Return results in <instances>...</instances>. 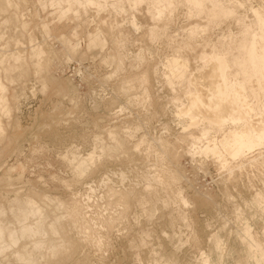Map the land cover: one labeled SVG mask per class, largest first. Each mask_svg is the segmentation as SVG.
<instances>
[{"label": "rangeland", "instance_id": "374dc122", "mask_svg": "<svg viewBox=\"0 0 264 264\" xmlns=\"http://www.w3.org/2000/svg\"><path fill=\"white\" fill-rule=\"evenodd\" d=\"M215 57L264 113V0H0V225L26 192L62 205L38 203L62 218L44 252L22 238L0 264H264V142L205 154L241 124L178 116Z\"/></svg>", "mask_w": 264, "mask_h": 264}, {"label": "bare ground", "instance_id": "6f19581e", "mask_svg": "<svg viewBox=\"0 0 264 264\" xmlns=\"http://www.w3.org/2000/svg\"><path fill=\"white\" fill-rule=\"evenodd\" d=\"M135 3L137 4L138 2L136 1ZM121 57L119 54H117V56L115 58L116 59L115 62L118 64V67L122 64ZM262 60L263 59H261V61ZM261 67L262 68L259 69L258 72L256 71V73L260 74L261 82H262L264 80V66L261 65ZM228 69H229L228 64L223 57H215V58H212L210 60L209 66L206 70L203 69L200 72H195L194 74H192L191 75V82H192L191 85H193L195 87V91L192 92L187 97V103L184 107L181 108L180 114L178 116L182 121L185 118L187 120L186 122H188L189 126H199L202 123H209V124H213V125H216L219 127H222V126L227 125V124H232L234 126L241 124V127H239V128L230 129L219 143H214L213 147H211V145L209 144L202 151V153H205V154L206 153H218L220 151L219 149H222L223 151L228 153L231 156V158H237V157H240L241 155H243L246 151H251L255 146H257V147L261 146L262 142H264V113L257 112L255 110L253 103H251L248 100V96H247L248 92L246 93L245 86L242 83L232 84L228 81V78H227ZM167 70L170 73V77L176 81L183 79L186 75V72H187L185 64L183 62L177 60V59H173L171 62L168 63ZM108 77H106V78H108ZM139 80L142 84V82L143 83L146 82V77L141 76ZM250 84L251 83H249V85ZM252 86H254V85H252ZM128 87L131 89V87H132L131 84L128 83L126 85H123V88H126L127 90H128ZM126 89H124V90H126ZM249 117H252V119L250 120ZM108 133L113 134V131L109 130ZM113 136L114 135H112L111 137L114 140V138L116 136L114 138H113ZM108 137H110V136H108ZM117 137L115 138V140L117 139ZM115 140H114V142H116ZM116 144H117V142H116ZM92 152H95V150ZM73 154L74 153L72 152L68 156L69 158L71 157L72 160L70 159L71 160L70 161L68 159L67 161L75 162V165H73V169L80 172L78 174H81L84 171H86L89 168V166H91V164H93V162H94V159H92L91 155H90L91 159L87 156H85V159H84V156H83V158H81V160H80V159H78L79 157H81L80 154H79L80 156L78 155V153H75V154H77L76 156H75V154H74V156H70ZM102 154H103V151H102ZM86 155H88V154H86ZM64 157H67V155ZM86 157L89 159L86 160ZM92 160H93V162H92ZM15 192H16V190H15ZM19 192H20V190H19ZM19 192H17V193H19ZM29 193H31V192H29ZM25 194H27L26 198L23 197L24 195H22V198L20 197L22 200L21 199L15 200L16 197L14 198L15 201H13L12 203L15 202L16 205L11 203L12 207L15 206V208H13L12 210L10 209L11 210L10 212L11 213L13 212L12 213L13 218H16L15 216L17 215L16 219L18 222H15V221L14 222L16 223V225L17 224L20 225L19 229L17 228V230H16L14 228L12 230L11 229L9 230V228L7 227L8 225H6L7 228L5 226H4L5 227L4 228L0 225V254L1 255L4 252V250L11 248L12 246L16 245L17 242H19V240L22 238H27V239L31 238L33 240L35 237H37V241H35V239H34L35 242H33L31 239L30 240L34 244L33 247L35 248V250H39V249L42 250V247L44 246V244L48 242V241L45 242L43 239H45L47 236H50L48 234L49 232L52 234V236H54V235L58 236L59 232L57 229L58 228L57 223L60 221V219H62L61 216L55 218V215L54 216L52 215L53 222L51 220L50 223H47L51 219V216L48 215L50 218L48 219V221L46 223L49 225H46L45 220L48 218L46 216V213L48 211L44 212L46 210L43 211L40 206L43 204L44 201H46V202H44L45 203L44 209L47 207L46 203L49 202L47 204L48 206H49V204H52L53 206L55 204V208L52 206L54 211H55V209L59 210L62 207L61 203L57 202V200L55 201L54 199H51V198L46 197V196L45 197L43 196L44 198H43V200H41L43 202H41V201L35 200L36 197L34 198V196H35L34 193L29 194L31 196H28L27 192ZM38 195H40V194H38ZM40 196L42 199V195H40ZM38 199H39V196H38ZM39 202H41L42 204L39 205L38 204ZM3 210H4V208H3ZM3 210H1L2 212L0 211L1 214H3V212H4ZM56 212H59V211H56ZM11 213H10V215H11ZM52 213H53V211H52ZM64 213H66V212L64 211ZM47 214H49V213H47ZM3 215H0V216H3ZM66 215H68V214H66ZM64 216H65V214H64ZM29 220H33V223H29L28 222ZM61 223H63V222H61ZM0 224H1V222H0ZM2 225H4V224H2ZM9 225H10V223H9ZM44 225L47 226L46 229L48 228L47 229L48 231L44 228L45 227ZM7 229L9 230L8 232H6L8 244H6L4 242V235H5V231ZM60 230H62V229H60ZM38 238L39 239L41 238V239L39 240ZM47 238L49 239V237H47ZM52 238H54V237H52ZM53 244L54 243H51V242L49 243V249H50L49 252H52V255L56 254V250L58 249V247L54 246ZM63 244H62V246H63ZM218 245H219V243L217 244V246ZM68 246H70V245H68ZM46 248H47V246H46ZM47 249H45V250H47ZM41 250H39V251H41ZM217 251L215 249L213 250V252L211 254V258H210L211 261H214L217 258ZM17 252H20V251H17ZM22 252L23 251H21V253H18V254L16 253L18 256V260H21V262L24 261V263L28 262L29 264H31L32 263L31 256H29V255L26 256V254H22ZM53 252H55V253L53 254ZM42 254H44V253H42ZM44 255H46V254H44Z\"/></svg>", "mask_w": 264, "mask_h": 264}]
</instances>
